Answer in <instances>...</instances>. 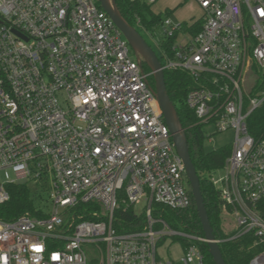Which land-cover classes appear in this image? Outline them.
<instances>
[{
	"label": "built area",
	"instance_id": "1",
	"mask_svg": "<svg viewBox=\"0 0 264 264\" xmlns=\"http://www.w3.org/2000/svg\"><path fill=\"white\" fill-rule=\"evenodd\" d=\"M194 1L199 30V18L164 17L158 59L163 72L190 78L185 105L204 138L233 132L223 174L209 177L233 233L215 240L249 236L247 264H264V134L247 125L264 102V88L254 91L264 76V0ZM152 75L96 0H0V204L9 183L45 194L44 217L0 219V264H206L202 234L153 212L192 199ZM80 203L97 204V219L75 216ZM120 204L143 215L141 227H113ZM167 240L180 244L178 260L157 257Z\"/></svg>",
	"mask_w": 264,
	"mask_h": 264
},
{
	"label": "trees",
	"instance_id": "2",
	"mask_svg": "<svg viewBox=\"0 0 264 264\" xmlns=\"http://www.w3.org/2000/svg\"><path fill=\"white\" fill-rule=\"evenodd\" d=\"M185 2L186 0H183L176 7L183 5ZM115 3L123 18L137 30L142 28L150 31L156 28L163 19L161 13L151 11L149 4L144 0H115ZM172 10L167 9L164 12L168 14ZM201 23L199 18L191 27V32H197ZM171 42L172 39H167L164 41V45L168 47ZM142 64L145 69H148L143 61ZM164 78L168 94L176 107L181 125L185 130L190 157L199 177L200 189L214 237L215 239L227 238L232 235L233 231L225 232L221 226L219 219L221 200L218 190L213 186L209 177L216 169L222 167L230 149L222 147L208 152L204 151V136L201 133V127L194 124L195 117L185 105V96L191 86L190 78L181 71H164ZM150 82L153 85L152 77H150ZM262 88H264V76L255 82L254 91H259ZM247 125L249 132L255 138L264 134V102L250 114ZM201 172L206 174L203 176ZM187 185L192 199L189 208L172 210L162 205H154L153 212L161 215L173 227H181L186 231L203 235L188 182ZM6 189L10 197L8 201L0 204L1 220L12 221L22 214L44 217V213L37 209L42 203V198L37 196L36 190H30L25 183H9L6 185ZM93 212L100 213L97 204L80 203L75 207V216L80 217V219H97L92 216ZM143 221L142 214H137L131 206L127 207L120 204L114 211L112 225L118 232H126L141 227ZM218 245L226 264H247L256 251L249 236L221 241ZM201 250L205 256L206 264H214L206 244L201 245Z\"/></svg>",
	"mask_w": 264,
	"mask_h": 264
},
{
	"label": "water",
	"instance_id": "3",
	"mask_svg": "<svg viewBox=\"0 0 264 264\" xmlns=\"http://www.w3.org/2000/svg\"><path fill=\"white\" fill-rule=\"evenodd\" d=\"M96 1L120 30L136 58L140 59L141 62L143 61L152 71L153 91L162 117L171 135L174 148L182 160L185 176L201 223L203 236L206 239L208 253L210 254L214 264H226L222 257L218 242H216L213 234L200 189L199 177L190 157L185 130L181 125L176 107L166 89L164 72L161 69L159 59L139 31L123 18L116 6L115 0ZM16 33L19 34L18 32Z\"/></svg>",
	"mask_w": 264,
	"mask_h": 264
},
{
	"label": "rangeland",
	"instance_id": "4",
	"mask_svg": "<svg viewBox=\"0 0 264 264\" xmlns=\"http://www.w3.org/2000/svg\"><path fill=\"white\" fill-rule=\"evenodd\" d=\"M183 2V0H155L150 3L151 11L155 13H161L162 17H169L172 22L186 21L189 22L192 19H198L201 17V10L198 7L197 3L194 0H186V2L179 7H176L178 3ZM99 4V3H98ZM183 7L182 9H179ZM175 8V9H174ZM170 9V13L165 14V10ZM139 33L142 35L144 40L151 46L157 57H160L159 46L157 41L162 39V31L160 28H154L150 31L138 28ZM250 80L248 81V83ZM248 85V84H246ZM209 129V128H208ZM211 131V129H210ZM233 141V132L231 130L216 132L212 135L211 139L204 138L203 140V149L204 151H212L222 147H230ZM204 176L206 173L201 172ZM223 174L222 167L214 171V175L219 177ZM30 190H36L37 193L45 194L32 182L28 183ZM190 188V187H189ZM38 203V201H36ZM142 208L137 206V212H141ZM220 223L225 232H229L233 228V222L230 216L225 215L220 212L219 215ZM183 254V250L178 242H170L169 240L165 241L163 244L157 246V257L160 259L166 260H178Z\"/></svg>",
	"mask_w": 264,
	"mask_h": 264
},
{
	"label": "crops",
	"instance_id": "5",
	"mask_svg": "<svg viewBox=\"0 0 264 264\" xmlns=\"http://www.w3.org/2000/svg\"><path fill=\"white\" fill-rule=\"evenodd\" d=\"M178 4H179V3H178ZM178 4H177V5H178ZM181 6H182V5H181ZM182 8H183V7L179 8V9H182ZM168 10H170V9H168ZM154 13H155V12H154ZM183 22H184V21H183Z\"/></svg>",
	"mask_w": 264,
	"mask_h": 264
}]
</instances>
